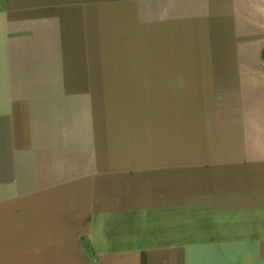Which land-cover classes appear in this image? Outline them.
<instances>
[{"label":"crops","instance_id":"crops-1","mask_svg":"<svg viewBox=\"0 0 264 264\" xmlns=\"http://www.w3.org/2000/svg\"><path fill=\"white\" fill-rule=\"evenodd\" d=\"M0 264H264V0H0Z\"/></svg>","mask_w":264,"mask_h":264}]
</instances>
